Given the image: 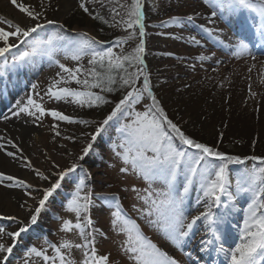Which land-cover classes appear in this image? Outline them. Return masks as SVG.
I'll return each instance as SVG.
<instances>
[{"label": "snow or ice", "instance_id": "6c2138e0", "mask_svg": "<svg viewBox=\"0 0 264 264\" xmlns=\"http://www.w3.org/2000/svg\"><path fill=\"white\" fill-rule=\"evenodd\" d=\"M10 2L27 22L0 16V77L6 74V70L18 72L34 66L37 59L43 58L48 60L49 66L57 64L60 71L42 96L36 91L38 85L31 84L34 95H27L23 103L17 100L10 109L11 115H4L3 120L19 118L23 114L32 117L33 123H36L42 122L44 117H51L56 122L51 125L55 137H62L73 144L77 141L81 143L78 151L66 153L71 159L70 164L62 166L52 161L51 166L56 169L52 173L56 177L54 182L25 158V166L32 169L39 180L47 182V186L34 187L24 179L0 172V181L12 182L5 184V187L31 189L24 195L32 201L31 205L28 199L19 204L20 209L24 210L23 216L0 215V220L12 221L17 225L15 231L0 227V264H9L17 243L38 224L41 214L50 204V198L61 189V182L72 174L79 177V182L62 209L72 218L57 217L60 221L58 231L65 235L58 243L45 241L48 249H51V255L48 249L28 247L24 264H37V261L41 264H77L72 258L73 249L82 252L79 264H113L110 254H102L98 247L97 236H107L95 226L91 216L95 202L85 189L88 182L93 180V175L85 164L95 151L98 138L108 133L114 125L118 138L110 147L122 164L119 172L131 173L147 185L143 191L131 188L136 193L132 211L140 219L162 233L189 260L192 253L185 251L184 246L191 239L198 222H202L208 237L200 241L202 251H215L217 256L223 255L224 264H264V156L226 154L214 146L198 142L169 117L154 92L143 58L145 0H75L74 10L78 9L91 20L126 33L111 42L98 39L88 31L70 33L64 23L49 19L50 10H59L52 0H37L34 5L26 4L23 0ZM203 4L211 9L208 20L212 23L225 15L234 18L248 14L253 20H258L259 28L253 35L258 34L264 41V0H203ZM201 15L196 12L186 17L172 16L163 21L161 26L191 24L224 49L231 48V55L236 59H256L251 51L252 36L248 34L251 29L245 27L244 35L225 43L215 29L196 23V17ZM50 27L54 31L48 34ZM42 30L47 38L40 35ZM133 41L136 42L135 47L125 52L124 46ZM188 42L203 47L196 36H190ZM61 52L76 66L67 67L59 63L55 57ZM215 56L216 52L212 51L210 55L200 54L196 60L203 65ZM85 57L88 58L87 67L80 63ZM216 63L219 65L221 62ZM189 67L195 70L196 65ZM251 70L250 67L248 71ZM72 84L78 87L73 88L70 86ZM249 90L252 96L256 95L251 92V85ZM116 91L121 92V97L114 103L110 113L96 122L91 131L85 130L79 135H62L59 122L85 126L87 129L91 127V121L75 119L60 110L44 106V97H48L49 100L71 103L79 108H101L113 103L105 94ZM5 139L4 135H0V140ZM7 144L17 152L21 151L11 139H7ZM0 152H5L8 157L15 155L13 151H5L3 143H0ZM230 166H244L235 178L234 186ZM195 185H198L200 192L197 203L203 204L204 211L190 217L187 212L188 200ZM241 196L249 198L247 207L242 209L243 223L238 227L237 242L234 246L226 247L227 234L222 232V226L229 222L228 216L233 211H239L236 202ZM98 199H102L110 209L111 230L122 237L120 247L131 264H181L179 259L163 251L144 234L141 225L125 211L118 194ZM214 208H223L224 211L217 214ZM73 233L78 234L79 243L67 239Z\"/></svg>", "mask_w": 264, "mask_h": 264}, {"label": "rangeland", "instance_id": "374dc122", "mask_svg": "<svg viewBox=\"0 0 264 264\" xmlns=\"http://www.w3.org/2000/svg\"><path fill=\"white\" fill-rule=\"evenodd\" d=\"M23 2L34 5L37 0H23ZM52 3L59 10L55 12L50 10L48 12V18L59 20L69 29L71 28L67 23L72 21L74 23L71 29L73 32L77 30L88 31L90 34L96 35L98 39L103 41L105 40L98 33L99 29L105 28L114 33L122 32L118 28H110L107 25L100 24L98 21L91 20L90 17L86 16L78 9L74 10L75 0H52ZM148 10V18H145V22L148 24L149 32H147L146 27L145 44L149 41V50L147 53H144L143 58L149 73H151V71L153 72L150 80H155L157 76L158 79L166 80V82L161 83L162 86L155 83L153 84L159 86L157 89L158 92H154L162 101V106L165 108L169 117L175 123L179 124L186 133L189 131L195 134L218 136V143L216 146L220 148L223 146L222 142L226 138L228 140L233 139L234 141H236V139L248 141V139L251 138V134L253 136V141H251L250 144L252 147L253 145L256 147L260 142L262 143L259 145H264V107L263 119H261L259 117L261 109L256 106L257 104L254 105V103H258L259 100L256 101L255 96H252L248 91L249 85H251V88L255 90L254 93H260V96L264 98V83H262V81H264V41L260 39L259 35L256 34L259 38H257L255 43L251 44V51L256 56V59L252 60L250 57L236 59L231 55V48L224 49L198 27L191 24L169 25L168 27L161 26L163 21L169 20L172 16L186 17L187 15L200 12L202 15L196 17V23L210 29H215L220 39L224 40L225 43H230L231 41H235L237 36L234 30L228 26L229 23L237 20V22L242 23L239 25V28L243 30V27H248L252 24V18H244L243 15L230 18L225 15L222 19L218 17L214 23L209 22L208 17L211 9H208L207 6L203 4V0H150ZM0 16L19 20L21 23L27 22L23 14L12 6L10 0H0ZM237 22H234L230 26H235ZM253 26L256 32V29L259 28L258 20H254ZM51 31L53 30L48 31L50 32L49 34H51ZM190 36H196V38L201 41L203 47L194 43H189L188 38ZM43 38L47 37L43 36ZM179 42L181 46L178 45L180 44ZM134 47V42H129L128 47H125L126 49L124 50L129 52ZM115 50L118 52L120 51V49ZM212 51L216 52V56L210 61L204 62L203 65L196 60V57L200 54L210 55ZM175 53L180 55V60H176ZM55 59L59 63L65 64L67 67L76 66V63L70 59H66L62 52L57 53ZM217 61L221 63L217 65ZM80 63L84 66L88 65V58L85 57ZM192 64L196 65L195 70L189 67V65ZM250 67L252 68L251 72L248 71ZM173 68L174 71H172ZM59 71L57 64L49 66V62L46 58L37 59L35 65L24 73L27 75H22V77L17 78V84L10 82V92H12V95L8 98L0 96V110L4 106H8V114L10 116V109L13 108L17 100H21L23 103L27 95H34L31 89V84L33 83L38 85L36 91L42 96L52 82L53 77H55ZM172 75H175L173 76L175 79L173 82L169 80ZM70 86L75 88L73 84ZM218 89H222L221 95H216L215 90ZM228 93L230 95H227ZM243 93H245V97H243ZM223 95H225V97H222ZM34 98L39 99L38 97ZM231 99L232 106L229 108ZM6 100H9V102L6 103L7 105H4ZM44 101V106L48 109L60 110L75 119H86L92 122L91 127L87 129H85V126L68 125L64 122H59L62 135H72L73 133L79 135L82 131H91V128L96 126V122L103 120L111 111V109L106 111V109L101 110V108H92V112L88 113L86 112V108H79L71 103L56 102L54 100H49L48 97H44ZM138 108H140V106H138ZM140 110H142V108H140ZM0 122H2V117H0ZM53 123L56 122L53 121L51 117H44L42 118V122L37 121L33 123L32 117L23 114L19 118L13 117L8 121L2 122L3 129H5L6 133L5 137L8 139L13 138L11 128L15 129L22 126L25 129L33 130L32 133H28V136H24L23 140L26 147L29 146L27 148H30L32 143H35L37 146L35 150L36 153H34L35 156H21L19 152L20 161L19 164L16 165V169L20 173H27L34 187L47 186V182L39 180L34 171L25 166V158L30 160L35 168L44 172L45 175H49L51 181L54 182L56 177L52 175V173L55 172L56 169L52 168V161L66 166L71 163V159L66 153L78 151L80 147V141L73 144L71 141L62 139V137H55L54 132L51 130V125ZM221 134H223L222 139ZM117 138L118 134L115 132V125L109 129L108 133L98 138L95 151L89 155L87 163L85 164V167L89 168L93 175V180L89 181V183H97L96 187L101 190L100 193L109 195V198L113 194H118L121 197V204L127 207L130 213L137 218L142 229L150 235L152 242L156 243L163 251L179 259L181 264H205L204 261H201L199 253H201V255L205 254L207 259L214 257L216 260H220L213 262L214 264H224L223 255L217 256L215 251V254H207L204 251L200 252V241L194 240L193 237H191L184 246L185 251L192 253V258L189 260L179 249H176L174 245L167 241L162 233L157 232L154 228L147 225L144 220L140 219L138 215L132 211V204L136 201V193L132 192L131 188L136 187L143 191L147 185L131 173L122 174L119 172V168L122 164L115 157L110 147L112 142L116 141ZM1 142L2 140H0V143ZM61 145H64V147H61ZM5 146L7 149L12 148L7 142ZM13 152L14 154L18 153L16 150ZM100 157L102 158V162L99 160ZM11 158L13 157L4 155V157L0 159V172L5 175H13V173H11ZM250 164L249 162V165ZM243 167L244 166H230L233 186L235 184V178L239 175L240 171L243 170ZM71 177L72 175L61 182V189H58L53 198H50V204L47 210L41 214L38 224L34 226L33 230H30L29 233L24 234L23 239L17 243L10 257L9 264H24L28 247L35 246L38 249H48V245L45 243L46 240L51 243H58L61 237L65 235L58 231L60 221L57 217L63 216L65 218H72L62 210L66 206L67 201L71 199L70 197L62 198V196L68 193L71 194V192L75 190V185H71ZM9 183L12 182L0 181V202L5 200L7 202V207L12 206L14 208L15 213H10L11 215L23 216L24 210L20 209L19 204L25 199H28L29 205L32 204L31 199L24 195L25 192L31 191V189H21L17 187L7 188L4 186ZM126 188L128 189L127 192L124 191ZM198 194H200L199 189L196 196ZM98 197L101 196L96 195V197H94L95 203L91 208V216L96 221V227L105 232L107 236V238L97 236L99 250L102 254H110L113 264H131L129 258L124 255L121 250L120 243L122 237L111 230L110 209L102 202L103 200L98 199ZM248 200L249 198L247 196L238 198V201H240L242 205H247ZM201 204L202 203L197 204V199L192 196L191 192L188 200V208L193 210L196 206L197 207L195 208V212L190 214V217L192 215H197L201 211ZM6 206L0 209L3 214ZM104 208H106V210H104ZM239 215L242 216L243 213L241 214L240 212ZM237 223L240 222L237 221ZM242 223L243 216L241 225L239 226H242ZM225 226L228 225L225 224ZM0 227H4L6 231H15L17 225L12 221L0 220ZM238 227L234 228L231 233L234 237L236 236V238L229 240L230 243L226 242V247L234 246L235 242H237ZM67 239L77 243L80 242V238L76 233L68 235ZM33 240H35V242ZM8 242L11 243V241ZM48 254H52L51 249H48ZM72 258L79 264V261L82 259V252L73 249ZM37 264H41V262L37 261Z\"/></svg>", "mask_w": 264, "mask_h": 264}, {"label": "trees", "instance_id": "16d2710c", "mask_svg": "<svg viewBox=\"0 0 264 264\" xmlns=\"http://www.w3.org/2000/svg\"><path fill=\"white\" fill-rule=\"evenodd\" d=\"M149 6H150V0H146V2H145V13H146V18H148V12H149ZM73 22L72 21H69V23H67V25L72 29L73 28ZM145 25H146V27H147V32H149V28H148V24L145 22ZM68 28V27H67ZM52 29V28H51ZM69 29V28H68ZM71 29H69V32H70V30ZM53 31H54V29H52ZM122 31V30H121ZM98 33L100 34V36L102 37V38H104V40L106 41V42H111V41H114L117 37H121V36H123V35H125L126 33H124L123 31L122 32H116V33H114L113 31H108V30H106L105 28L103 29V30H100L99 29V31H98ZM114 37H116V38H114ZM134 42V45H135V41H133ZM149 42V41H148ZM147 42V49H146V53L148 52V50H149V43ZM132 43V42H131ZM129 45V44H128ZM128 45H125L124 46V49H126L125 47H128ZM178 45H180L181 46V44H178ZM125 52H127L126 50H124ZM175 55H176V60H180V55L179 54H177V53H175ZM88 65H86L85 67H87ZM172 71H174V68L172 69ZM152 74H153V72L151 71V73H150V79H151V76H152ZM173 76H175V75H172L171 77H170V79L169 80H171V82H173V81H175V79L173 78ZM153 77H154V75H153ZM163 79H158V76H157V78H155V80L153 79V80H151V82H152V84L153 83H155V84H158L159 86H162V84L161 83H163V82H166V80H163ZM162 81V82H161ZM222 82V81H221ZM73 86L75 87V88H77L78 86L77 85H75V84H73ZM159 86H157V85H154L153 84V87H154V91L155 92H158V88H159ZM228 88V87H227ZM95 91H98V90H95ZM249 92H250V90H248ZM251 92H255V90H253V88H251ZM215 93H216V95H221L222 94V89H218V90H215ZM256 95H255V100L257 101V100H259V102L258 103H254V105H256V106H258L259 107V109H261V113H260V115H259V117L261 118V119H263V107H264V98L263 97H261L260 95V93H255ZM106 95V98L107 99H109V100H112L113 101V103L112 104H108V105H103L102 107H101V110H105L106 109V111L107 110H109V109H112V107H114V103L116 102V101H118V99L121 97V92L120 91H116V92H114V93H112V94H105ZM227 95H230L229 93L227 94ZM222 97H225V95H223ZM232 97V96H231ZM243 97H245V93H243ZM231 106H232V99H231V101H230V104H229V108H231ZM86 109H87V111L86 112H88V113H91L92 112V109H89V108H87V107H85ZM186 134H188L189 136H191L192 138H194V139H196L198 142H203V143H206V144H208V145H210V146H214V147H216L219 151H222V152H224V153H226V154H229V155H240L241 157H245V156H251V155H256V156H264V145L263 144H261V145H259L260 143H262V142H260L256 147H252L250 144H251V141H253V136H252V134H251V138H249L248 139V141H243V139H240V140H238V139H236V141H234L233 139H231V140H228L227 138L226 139H224V141L222 142V147L220 148L219 146H216V144L218 143V136L216 137V136H207V135H205V134H195V133H193V132H187ZM254 135V134H253ZM264 142V141H263ZM178 143V142H177ZM220 143V142H219ZM99 160L102 162V158L100 157L99 158ZM106 160V159H105ZM233 167H238V166H233ZM70 180H71V182H72V184H77L78 182H79V177L76 175V174H72V177L70 178ZM97 183L95 184V183H89L88 182V187L85 189V191H95V192H97V191H100L97 187Z\"/></svg>", "mask_w": 264, "mask_h": 264}, {"label": "bare ground", "instance_id": "6f19581e", "mask_svg": "<svg viewBox=\"0 0 264 264\" xmlns=\"http://www.w3.org/2000/svg\"><path fill=\"white\" fill-rule=\"evenodd\" d=\"M5 83V82H4ZM5 85V84H4ZM8 85V84H7ZM8 106H4L1 110H0V117H2V122L4 121L3 120V116L4 115H9L8 114ZM2 122H0V135H4L5 136V129H3V124ZM12 130V137L11 140L13 141V143H15L17 145V147L21 150L19 151L21 153V156L23 155H28L29 157H32V156H35L34 153L35 150L37 149V146L35 145V143H32V146H30V148H27L29 146L26 147L25 145V142L23 140L24 136H28V133H32L33 130L32 129H25L24 127H17V128H11ZM7 137L5 140H2L1 143H3L5 145V143L7 142ZM16 149L14 148H11V149H7L6 146H5V151H15ZM19 152L17 154L14 155L13 158H11L10 160V164H11V173H13V175L19 179H24L26 182H30L31 183V178L30 176L25 173V172H18L17 171V164H19V161H20V154ZM2 153V154H1ZM0 153V159H2L5 155V152H1ZM7 205V202L5 200H2L0 202V209L3 207V206H6ZM12 213H15V210L12 206L10 207H5V210H4V214L0 211V215H11Z\"/></svg>", "mask_w": 264, "mask_h": 264}]
</instances>
